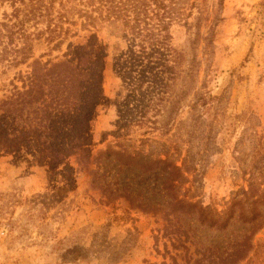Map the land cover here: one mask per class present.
Masks as SVG:
<instances>
[{"label":"rangeland","instance_id":"1","mask_svg":"<svg viewBox=\"0 0 264 264\" xmlns=\"http://www.w3.org/2000/svg\"><path fill=\"white\" fill-rule=\"evenodd\" d=\"M53 1L51 6L52 0H44L41 11L55 15L61 1L67 2ZM175 7L188 21L171 25L178 65L171 63L172 71L144 84L137 75L123 77L115 65L128 48L124 36L108 24L82 30L74 3H67L64 26L78 34L43 60L63 59L69 41L83 44L95 33L105 67L102 97L88 114L91 159L126 150L135 160L125 165L103 156L89 168L116 180L137 202L163 209L170 200L166 173L146 172L144 165L168 158L181 167L179 196L225 219L243 198L242 189L250 188L244 172L264 173V0H180ZM28 8L37 12L34 4ZM12 10L11 2L1 4L0 20ZM49 50L44 43L35 57ZM19 70L30 67L0 65V99L12 93L10 80ZM201 93L218 99L195 108ZM258 192L260 197L243 204L245 220L234 207L236 218L227 229L209 228L197 215L180 214L181 222L191 227V240L203 245L226 248L236 237L253 234L252 248L238 264H264V185ZM164 226L161 210L145 212L125 196L103 197L75 155L51 165L50 157L35 149L0 151V264H195V244L187 243L191 251L174 249L163 237Z\"/></svg>","mask_w":264,"mask_h":264},{"label":"trees","instance_id":"2","mask_svg":"<svg viewBox=\"0 0 264 264\" xmlns=\"http://www.w3.org/2000/svg\"><path fill=\"white\" fill-rule=\"evenodd\" d=\"M8 1L13 10L11 13L4 12L0 20V65L9 63L11 67L27 64L30 70L17 71L10 80L12 93L0 99V151L12 152L23 146L29 152L35 149L50 157L51 165L75 155L77 163L91 175L92 186L99 189L107 200L125 196L133 206L145 212L161 210L165 220L163 237L171 240L176 250L191 251L187 243L195 244L194 251H198L195 264H238L251 250L253 234L244 233L236 237L226 248L203 245L195 239L191 240L192 229L181 222L180 214L197 215L200 223L209 228L227 229L236 218L234 207L240 208L239 219L247 218L243 204L260 197L258 191L264 185V173L253 169L244 172L249 174L247 180L250 188L242 189L243 198L235 201L228 217L223 219L197 203L180 197L178 183L181 182V167L168 158H159L144 165V171L159 169L166 173L164 188L170 198L168 205L160 209L149 203L137 202L134 195L120 189L116 180L103 179L97 170L89 168L91 163L98 162L103 156H115L125 165H133L135 160L134 154L126 150H108L91 159L88 114L102 97L105 67L104 51L97 50L96 43H93L95 33L83 44L69 41L62 54L63 59L54 61L49 57L43 60L50 55L49 52L62 50L67 39L78 34L79 30L64 26L69 22L67 3H74L78 6L76 13L81 19L82 30L91 31L94 28L99 31L108 24L124 36L128 48L117 57L115 65L123 77L132 80L137 75L144 84L146 78L154 79L178 65L180 53L172 44L170 30L175 20L188 23L185 13L175 7L180 0H67L61 1L62 7L55 15L54 11H41V7L46 6L44 0H30L31 3L27 5L25 0H0V5ZM31 4L37 7V12L28 8ZM48 19L45 29L38 27V23ZM32 20V25L36 27L34 31L30 30L32 25H29ZM44 43L50 46V50L35 57L36 48ZM197 97L195 108L207 106L211 99H218L206 93ZM65 169L71 170L67 164ZM254 202L262 203L259 199ZM256 219L254 216L251 221Z\"/></svg>","mask_w":264,"mask_h":264}]
</instances>
